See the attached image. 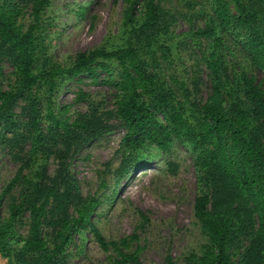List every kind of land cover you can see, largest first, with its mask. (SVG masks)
Returning <instances> with one entry per match:
<instances>
[{"label": "trees", "instance_id": "trees-1", "mask_svg": "<svg viewBox=\"0 0 264 264\" xmlns=\"http://www.w3.org/2000/svg\"><path fill=\"white\" fill-rule=\"evenodd\" d=\"M122 1L121 45L78 51L69 65H61L40 56L54 26L52 0H0V75L5 61L13 69L8 88L0 81V143L19 163L0 193L3 264H66L73 236L86 229L109 253V264H140L144 245L127 250L139 235L107 240L91 217L99 199L83 196L70 171L73 156L107 132L112 118L125 131L117 151L119 177L145 144L167 151L175 139L193 155L198 185L193 224L202 242L184 253V264H264V0H207L211 14L195 10L205 16L202 26L189 28L197 47L207 40L201 61L209 93L203 100L198 68L183 70L189 82L170 74L177 87L166 86L156 53L161 50L167 59L171 50L161 42L167 20L159 0ZM85 10L79 6L76 14ZM99 69L116 88L114 108L99 111L91 103L85 112L66 115L68 105L53 97L60 80L84 73L96 81ZM87 99V93H77L78 102ZM19 101L24 103L17 114ZM50 157L57 161L52 174ZM26 213L27 231L20 235L17 226ZM139 215L143 226L148 219ZM160 264H174L169 251Z\"/></svg>", "mask_w": 264, "mask_h": 264}, {"label": "rangeland", "instance_id": "rangeland-1", "mask_svg": "<svg viewBox=\"0 0 264 264\" xmlns=\"http://www.w3.org/2000/svg\"><path fill=\"white\" fill-rule=\"evenodd\" d=\"M159 3L164 13L163 20H167L165 33L160 36L161 42L171 50L167 59L161 57V50L156 53L166 86L171 89L177 87L170 74L187 79L183 70L187 69L189 74L190 70L198 68L202 81L198 97L203 100L209 93L207 69L201 61L207 40L202 39L201 47H197L194 43L196 38L192 41L189 35V28L204 24L205 16L196 14L195 10L201 8L211 14L209 4L207 0L201 3L159 0ZM79 6L86 7L82 16L76 14ZM123 7L122 0H52L49 14L53 16L54 26L43 40L46 51L40 56H49L58 64L69 65L78 51L100 46L109 49L118 47L123 42L120 31ZM228 39L231 41L232 38ZM141 41L143 43L144 40ZM12 71L5 61L0 75L4 89L13 79ZM254 73L257 79L263 78L261 71ZM107 80L108 72L100 69L96 81L84 73L72 79L63 78L53 94L54 100L58 105H68L66 115L70 116L87 111L91 103L98 106L99 111L113 109L116 88L113 83L105 82ZM80 90L88 94L87 100H76ZM45 94L46 87L43 86L39 95L43 113L41 126L44 129L47 124L43 107ZM23 103L19 101L15 113L20 114ZM159 117L162 119L161 115ZM118 123L117 119H110V129L86 143L71 160L70 171L76 178L80 193L99 199L91 216L92 221L107 240H118L137 233L139 239L127 250L134 249L137 243L144 245L139 254L140 264H160L167 251L174 258V264H184V253L198 250L202 242L193 224V203L198 191L193 155L185 143L175 139L167 151L145 144L133 153L137 160L119 177L116 169L122 155L117 151L125 131ZM28 148L29 142H26L24 149ZM13 154L9 147L0 143V193L19 166ZM169 163L176 168L171 170ZM56 167L57 161L50 157L47 160L48 172L52 174ZM7 197L2 203L3 211ZM139 211L148 219L143 226H140L142 218ZM27 223L26 213L17 226L20 235L26 234ZM67 250L70 255L66 264H109V253L99 247L89 229L75 234ZM3 263L4 259L0 257V264Z\"/></svg>", "mask_w": 264, "mask_h": 264}]
</instances>
